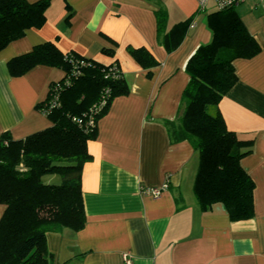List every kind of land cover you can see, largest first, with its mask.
<instances>
[{
    "label": "crops",
    "instance_id": "0c3cea01",
    "mask_svg": "<svg viewBox=\"0 0 264 264\" xmlns=\"http://www.w3.org/2000/svg\"><path fill=\"white\" fill-rule=\"evenodd\" d=\"M210 4L201 9L197 0H51L43 26L0 50V135L16 140L52 125L38 105L65 77L63 68L43 64L10 74L8 61L38 44L51 41L64 53L116 63L129 86L112 100L88 141L92 157L81 176L84 227L46 234L52 264H126L124 254L132 264H264V0L234 7L260 51L233 61L237 82L218 103L227 128L252 140L241 165L255 182L253 217L233 221L222 203L200 208L193 191L198 151L188 140L173 141L166 125L179 123L184 112L188 59L212 39L208 14L216 8ZM158 11L167 18L162 30ZM185 21V34L173 48L170 32ZM134 49L151 54L156 64L143 66ZM58 179L45 177L47 183ZM149 188L161 194L145 192ZM4 211L0 203V218Z\"/></svg>",
    "mask_w": 264,
    "mask_h": 264
},
{
    "label": "trees",
    "instance_id": "16d2710c",
    "mask_svg": "<svg viewBox=\"0 0 264 264\" xmlns=\"http://www.w3.org/2000/svg\"><path fill=\"white\" fill-rule=\"evenodd\" d=\"M50 2L0 0V50L28 29L43 26ZM157 17L162 30L166 14L158 11ZM187 25L185 21L172 29L167 41L171 47L179 44ZM208 25L211 41L199 45L186 63L190 79L183 91L180 122L166 125L173 141L188 140L198 151L193 191L200 208L206 211L222 203L231 220L248 219L254 215L255 182L241 159L251 152L252 140L227 128L218 103L237 82L233 61L255 56L260 45L234 8L209 13ZM132 53L145 67L156 64L148 52L134 49ZM39 64L61 67L65 77L51 84L47 98L38 105L51 120L50 127L17 140L7 132L0 135V203L5 205L0 218V264H52L47 232L84 227L81 176L92 157L88 141L96 137L97 121L112 100L129 92L118 64L106 65L74 51L64 53L51 41L11 58L8 69L19 76ZM114 66L118 77L113 76ZM56 83L62 87L58 103L52 106L51 87ZM104 89H109L107 100L96 113ZM92 113L96 123L89 126ZM47 175H57L60 181L47 183Z\"/></svg>",
    "mask_w": 264,
    "mask_h": 264
},
{
    "label": "built area",
    "instance_id": "2783aa9c",
    "mask_svg": "<svg viewBox=\"0 0 264 264\" xmlns=\"http://www.w3.org/2000/svg\"><path fill=\"white\" fill-rule=\"evenodd\" d=\"M197 1L201 9H205L210 3H213L216 10H224V9L234 8L235 6L239 5L245 0H197ZM112 69L115 72L113 76L118 77L120 75L119 69H117L116 66H114ZM68 83L69 81L66 82V84ZM61 87L62 86L59 83L53 84V86L51 87L52 93H53V97L51 99L52 106L58 103V92L60 91ZM108 93H109V89H104L100 103L96 108V113H97V110H99L101 106L105 105L106 100H107L106 95ZM43 111L45 112L44 109ZM87 121H88L89 126L95 125L96 119L93 113L89 114ZM145 192L150 193L154 196H159L161 194V189L149 188V189H146ZM124 261L126 264H132V260L128 254H124Z\"/></svg>",
    "mask_w": 264,
    "mask_h": 264
},
{
    "label": "rangeland",
    "instance_id": "374dc122",
    "mask_svg": "<svg viewBox=\"0 0 264 264\" xmlns=\"http://www.w3.org/2000/svg\"><path fill=\"white\" fill-rule=\"evenodd\" d=\"M210 7H214V5L210 4ZM212 108H213V107H212V106H210V107H209V110H211V111H212ZM57 178H59L58 180H60V177H59V176H57Z\"/></svg>",
    "mask_w": 264,
    "mask_h": 264
}]
</instances>
